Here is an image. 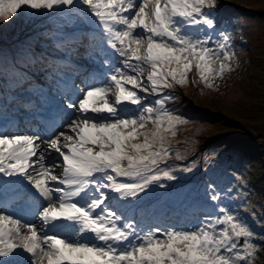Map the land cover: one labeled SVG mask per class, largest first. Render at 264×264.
Returning a JSON list of instances; mask_svg holds the SVG:
<instances>
[{"label":"snow or ice","instance_id":"6c2138e0","mask_svg":"<svg viewBox=\"0 0 264 264\" xmlns=\"http://www.w3.org/2000/svg\"><path fill=\"white\" fill-rule=\"evenodd\" d=\"M216 3L0 0V23L49 19L39 43L0 51V264H254L264 236L220 204L230 188L208 184L199 206L165 183L195 162L168 163L188 121L164 90L235 70ZM81 56L101 70L82 74Z\"/></svg>","mask_w":264,"mask_h":264},{"label":"rangeland","instance_id":"374dc122","mask_svg":"<svg viewBox=\"0 0 264 264\" xmlns=\"http://www.w3.org/2000/svg\"><path fill=\"white\" fill-rule=\"evenodd\" d=\"M220 2L226 8L224 17L227 18L220 25L227 24L228 20L233 22L230 23V35L233 50L237 54V61H233L235 70L215 82V90L206 88L199 82L183 86L189 91L188 96H184V105L194 118L179 126L178 135L173 138L172 144L183 153L182 161H189L191 164L199 163L194 147L196 150L212 151L214 156L231 152L245 161L248 158H244L243 153L251 152L257 160L256 163L253 161L255 170L257 169L255 180L259 177L263 182L258 199L261 209H264V0ZM215 8L221 12L220 7ZM34 13L35 11L27 18L26 23L19 20L0 23V39L14 38L26 32ZM84 60L93 67L92 63ZM192 74L195 75L193 72L190 77ZM196 80L198 81V77ZM198 104L196 109L194 105ZM199 109L203 110L202 113L197 111ZM239 159L236 161H243ZM207 165H220L234 170L221 163L218 157L209 156L203 161L200 159L198 168ZM258 227L257 224L256 228ZM258 254L254 264H264V250Z\"/></svg>","mask_w":264,"mask_h":264},{"label":"trees","instance_id":"16d2710c","mask_svg":"<svg viewBox=\"0 0 264 264\" xmlns=\"http://www.w3.org/2000/svg\"><path fill=\"white\" fill-rule=\"evenodd\" d=\"M239 7V6H238ZM234 11V10H233ZM224 20V18H223ZM198 105H194V107L197 109ZM198 112L202 113L203 110H197ZM209 151L206 150V153ZM212 152V151H211ZM226 152V151H223ZM244 158H248V161H245V159L242 162H238L239 158L231 153L227 152L222 154L221 156V163L224 165H227V167L233 168L236 172L240 173L241 179L235 180L234 182H231L227 176H225V172H222V170L216 169V179L220 183H224L225 181H228L230 184L235 185L241 190H246L248 192L244 197V203L245 207L244 210L248 212L249 216V226H252L255 228L253 230L257 235L264 236V209H261V204L259 202L258 196L261 194V189L263 186V182L259 180V177L255 178V173L257 169L255 170L254 162L256 163V158L252 156L251 152H244L243 153ZM241 158V157H240ZM239 159V161H241ZM254 161V162H253ZM237 162V163H236ZM250 163V164H249ZM261 166V164H260ZM216 167V166H215ZM219 168H223L220 165H218ZM255 170V172H253ZM254 173V174H251ZM244 175V177H242ZM261 176V175H260ZM254 178V179H253ZM262 178V177H261ZM262 180V179H261ZM204 189L200 190L199 193L203 196ZM259 225L258 228H256V225ZM259 255V254H258Z\"/></svg>","mask_w":264,"mask_h":264},{"label":"bare ground","instance_id":"6f19581e","mask_svg":"<svg viewBox=\"0 0 264 264\" xmlns=\"http://www.w3.org/2000/svg\"><path fill=\"white\" fill-rule=\"evenodd\" d=\"M252 101H253V99H252Z\"/></svg>","mask_w":264,"mask_h":264}]
</instances>
